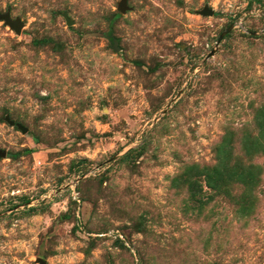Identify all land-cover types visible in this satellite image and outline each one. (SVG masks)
<instances>
[{"label": "rangeland", "instance_id": "rangeland-1", "mask_svg": "<svg viewBox=\"0 0 264 264\" xmlns=\"http://www.w3.org/2000/svg\"><path fill=\"white\" fill-rule=\"evenodd\" d=\"M121 1L0 0V264H264V0Z\"/></svg>", "mask_w": 264, "mask_h": 264}, {"label": "water", "instance_id": "water-1", "mask_svg": "<svg viewBox=\"0 0 264 264\" xmlns=\"http://www.w3.org/2000/svg\"><path fill=\"white\" fill-rule=\"evenodd\" d=\"M125 9V6H124V0H122L120 3H119V6H118V11L119 12H123ZM202 15H212V10H209L207 8H205L202 12H201ZM0 20H3L4 23L6 25H8L12 30H14V32L16 34H19L20 32V28H21V24L18 20H15V21H12L9 16L7 14H2L0 15ZM113 49L116 51L117 50V47H116V41H113ZM24 131V130H22ZM6 156V153L4 151H0V157H5ZM38 262L40 264H43V261L41 259L38 260Z\"/></svg>", "mask_w": 264, "mask_h": 264}, {"label": "trees", "instance_id": "trees-1", "mask_svg": "<svg viewBox=\"0 0 264 264\" xmlns=\"http://www.w3.org/2000/svg\"><path fill=\"white\" fill-rule=\"evenodd\" d=\"M16 156H18V154H11L9 157L15 158Z\"/></svg>", "mask_w": 264, "mask_h": 264}]
</instances>
